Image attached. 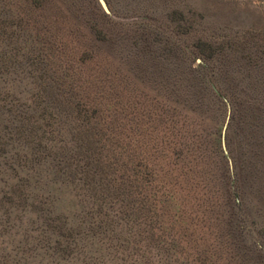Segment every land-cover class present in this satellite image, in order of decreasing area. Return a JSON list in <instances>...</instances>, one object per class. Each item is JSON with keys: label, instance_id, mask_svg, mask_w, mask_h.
<instances>
[{"label": "trees", "instance_id": "trees-1", "mask_svg": "<svg viewBox=\"0 0 264 264\" xmlns=\"http://www.w3.org/2000/svg\"><path fill=\"white\" fill-rule=\"evenodd\" d=\"M107 1L110 12L98 0L87 10L78 0L64 5L61 0H0V35L10 44L15 31H23V20L53 31L52 13L59 10L70 17L72 12L84 16L88 32L86 45L80 49L51 45L50 53L27 54L34 77L32 103L25 106L14 97H4L7 108L0 110L2 213L8 219L14 212L16 220L31 224L23 229L25 242L30 230L37 232L31 240L51 258L48 264H217L222 252L231 264H262L241 238V219L232 201L239 186L229 185L222 159L215 163V174L222 181L210 240L191 226L194 220L187 213L191 186L184 174L191 167L186 159L190 147L185 149L182 139L166 134L144 156V130L120 126L113 109L116 69L111 63L118 0ZM132 1L125 4L135 10L144 7V0ZM191 24L188 18L178 19L177 33L168 36L172 41L166 39L161 52L169 60L167 54L172 51L178 76L184 77L185 71L189 80L195 75L189 65L191 55L199 54L207 62L215 54L220 58L225 45L223 40L197 44L191 33L183 32ZM122 55L132 62L120 72L131 78L144 77L140 71L144 69V47ZM13 63L10 59L9 64ZM192 83L198 90L190 89L191 98L213 92L202 75L198 84L195 79ZM216 85L224 90L219 81ZM129 118L140 122L139 117ZM179 161L184 164L178 165ZM63 187L77 197L79 210H56Z\"/></svg>", "mask_w": 264, "mask_h": 264}, {"label": "rangeland", "instance_id": "rangeland-1", "mask_svg": "<svg viewBox=\"0 0 264 264\" xmlns=\"http://www.w3.org/2000/svg\"><path fill=\"white\" fill-rule=\"evenodd\" d=\"M78 1L85 10L93 2ZM125 1L118 0L115 4L113 26L117 39L112 45L115 57L111 60L116 69L113 80L116 108L113 109L120 126L126 130H144V156L150 155L147 149L157 140L161 144L159 139L166 134L182 139L185 149L190 147L186 159L191 167L185 168L184 174L191 186L187 190L191 206L187 213L194 220L191 226H196L198 234L210 240L213 232L209 231L216 224L213 213L218 205L215 202L220 197L218 183L222 181L215 174V163L222 159L229 173V185L239 186L232 201L241 219V238L252 247L254 258L264 264V0H144V7L139 10ZM67 2L73 3V0H61L62 5ZM72 14L71 17L67 12L61 14L60 10L52 13L53 31L41 30L40 25L23 20V31H15L9 40L14 48L4 34L0 35V110L7 108L5 101L12 97L25 102V106L33 101L34 77L27 54L35 55L38 50L49 52L53 50L51 45L66 50L86 45L88 32L83 26L86 19ZM141 18H144L142 23ZM183 18L192 21L183 32L191 33L197 44L203 40L225 41L224 54L221 51L220 58L215 54L208 63L199 54L191 55L189 65L195 70L192 80L198 84L200 75L204 76L214 92L199 93L197 99L191 98L190 89L198 90V85L189 80L185 71L184 77L178 76L172 51L167 54L169 60L161 53L165 40L172 41L168 38L177 33L175 23ZM151 19L156 22L148 23ZM140 47H144V69H140L144 77H127L120 71L132 59L122 52ZM9 58L13 64H9ZM216 81L222 84L224 92ZM129 117H139L140 122L128 120ZM170 142L172 147L174 141ZM163 161L159 157V162ZM59 195L56 210H79L80 203L68 188H61ZM3 207L0 206V264H48L51 258L31 240L37 232L30 230L25 242L22 232L31 224L16 220L14 212L6 219ZM220 257L216 259L217 264L223 261L231 264L223 252Z\"/></svg>", "mask_w": 264, "mask_h": 264}, {"label": "water", "instance_id": "water-1", "mask_svg": "<svg viewBox=\"0 0 264 264\" xmlns=\"http://www.w3.org/2000/svg\"><path fill=\"white\" fill-rule=\"evenodd\" d=\"M100 5L102 6V8L106 11V12H110V8L107 5L106 0H99ZM222 145L224 146V135H222Z\"/></svg>", "mask_w": 264, "mask_h": 264}]
</instances>
